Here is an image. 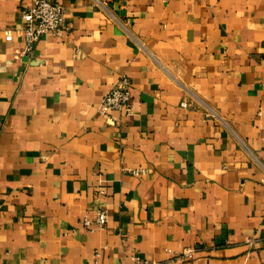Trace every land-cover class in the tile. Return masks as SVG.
Masks as SVG:
<instances>
[{
  "label": "crops",
  "instance_id": "obj_1",
  "mask_svg": "<svg viewBox=\"0 0 264 264\" xmlns=\"http://www.w3.org/2000/svg\"><path fill=\"white\" fill-rule=\"evenodd\" d=\"M58 1L0 0V264H264V0Z\"/></svg>",
  "mask_w": 264,
  "mask_h": 264
},
{
  "label": "built area",
  "instance_id": "obj_2",
  "mask_svg": "<svg viewBox=\"0 0 264 264\" xmlns=\"http://www.w3.org/2000/svg\"><path fill=\"white\" fill-rule=\"evenodd\" d=\"M24 22L20 32L25 42L24 52L30 53L37 41L44 35L64 36L70 33V26L65 21L64 5L58 0H32L31 4L22 10ZM12 30L6 31V39L13 40ZM133 81L123 75L118 84L111 87L103 97L100 111L107 117L116 119L114 112L130 114L133 111L131 103V87ZM183 104H186L184 102ZM213 112H209L212 115ZM108 221L106 209H98L94 217L86 215L85 225L90 229L104 228ZM191 250H185L183 255H190ZM147 263V262H146Z\"/></svg>",
  "mask_w": 264,
  "mask_h": 264
}]
</instances>
